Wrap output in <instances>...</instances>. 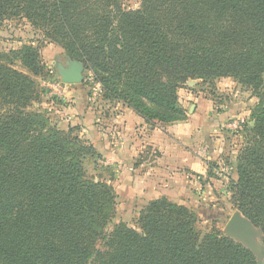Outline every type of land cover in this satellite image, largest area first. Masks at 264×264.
Returning <instances> with one entry per match:
<instances>
[{"label":"trees","instance_id":"16d2710c","mask_svg":"<svg viewBox=\"0 0 264 264\" xmlns=\"http://www.w3.org/2000/svg\"><path fill=\"white\" fill-rule=\"evenodd\" d=\"M0 0V25L25 20L96 76L104 99L147 124L187 120L178 91L190 80L234 78L258 99L238 157L234 207L264 234V0ZM40 47L0 54V264H262L214 231L201 235L188 208L156 199L137 229L113 224L112 186L87 180L92 152L73 129L27 112ZM264 252V251H263ZM264 255V253H263Z\"/></svg>","mask_w":264,"mask_h":264},{"label":"rangeland","instance_id":"374dc122","mask_svg":"<svg viewBox=\"0 0 264 264\" xmlns=\"http://www.w3.org/2000/svg\"><path fill=\"white\" fill-rule=\"evenodd\" d=\"M121 3L128 11L143 10V0H121ZM30 45L41 48L40 57L44 66L41 75L31 74L22 62L14 59L12 55V68L30 76L35 84L36 100L32 102L27 112L44 117L49 129L63 133L73 129L72 135L92 148L93 153L86 155L83 160L87 180L112 186L117 197L116 218L113 224L109 225L108 232L119 223L137 229V221L148 203L155 198H165L196 214L198 220L196 229L201 235L217 231L242 245L264 264V234L234 207L230 193L232 184L238 180V157L244 147L247 128L254 125L252 113L258 104V99L251 90L231 77L218 78L212 82L190 80L183 86L178 91V100L185 109L187 118L195 117L197 107L205 103L211 113L209 122L205 123L206 126L200 125L194 134L196 135L194 138L201 133H204L202 139L207 136L205 149L209 154L205 158L206 172L203 175L192 173L188 175L190 182H197L194 186L189 184L186 187L184 184L178 189H166L150 195L142 194L141 191L133 193L127 188L126 179L123 181L117 179L120 175L111 169L107 159L100 157L79 122L69 121V117L72 119L71 114L75 113L74 108L80 106V103H87L92 114L93 111L98 113L101 111L107 115L115 114L118 105L122 108L126 106L122 102L104 99L103 93L99 91L101 85L94 73L87 70L82 62L69 58L60 44L45 40L42 32L34 29L27 21L17 19L0 25V54L15 53ZM76 64H81L84 68L83 82L65 83L63 72L72 70ZM89 120L91 121L86 126L92 128V122L96 120L91 117ZM210 121L211 126H209ZM208 127L211 128L206 130ZM121 176L125 175L121 174ZM235 214H239L252 224L254 234L251 239L254 249L239 239L229 236L227 225Z\"/></svg>","mask_w":264,"mask_h":264},{"label":"crops","instance_id":"0c3cea01","mask_svg":"<svg viewBox=\"0 0 264 264\" xmlns=\"http://www.w3.org/2000/svg\"><path fill=\"white\" fill-rule=\"evenodd\" d=\"M80 104L74 108L69 121L79 122L100 157L107 159L111 169L120 175L117 179H126L127 188L133 193L141 191L150 195L178 189L184 184L194 186L197 182H190L188 175L206 172L207 136L202 139L204 133H201L194 138L198 127L206 126L211 118L206 103L197 107L195 117L188 116L185 122L171 125L147 124L120 105L115 114L107 115L101 111L92 114L87 103ZM89 117L96 120L92 128L86 126L91 121Z\"/></svg>","mask_w":264,"mask_h":264},{"label":"water","instance_id":"95a60500","mask_svg":"<svg viewBox=\"0 0 264 264\" xmlns=\"http://www.w3.org/2000/svg\"><path fill=\"white\" fill-rule=\"evenodd\" d=\"M83 66L76 64L75 67L70 71L63 72V81L67 84H80L83 82ZM228 234L232 238L239 239L245 243L248 247L254 249L252 243L253 229L252 224L239 214H235L231 217L228 222Z\"/></svg>","mask_w":264,"mask_h":264},{"label":"built area","instance_id":"2783aa9c","mask_svg":"<svg viewBox=\"0 0 264 264\" xmlns=\"http://www.w3.org/2000/svg\"><path fill=\"white\" fill-rule=\"evenodd\" d=\"M99 91L102 92L101 88L99 87Z\"/></svg>","mask_w":264,"mask_h":264}]
</instances>
